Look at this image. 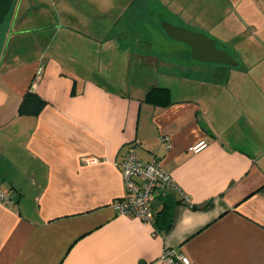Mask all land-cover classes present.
I'll return each instance as SVG.
<instances>
[{
  "label": "crops",
  "instance_id": "1",
  "mask_svg": "<svg viewBox=\"0 0 264 264\" xmlns=\"http://www.w3.org/2000/svg\"><path fill=\"white\" fill-rule=\"evenodd\" d=\"M47 1L54 20L11 36L20 49L32 37L33 57L13 54L0 74V182L17 204H0V264H162L167 248L190 264H264V0ZM161 11L238 65L126 31ZM157 40L185 59L160 56ZM29 90L47 102L39 115L18 112ZM129 150L174 180L153 204L171 205L166 230L114 209Z\"/></svg>",
  "mask_w": 264,
  "mask_h": 264
},
{
  "label": "built area",
  "instance_id": "2",
  "mask_svg": "<svg viewBox=\"0 0 264 264\" xmlns=\"http://www.w3.org/2000/svg\"><path fill=\"white\" fill-rule=\"evenodd\" d=\"M164 143L170 147V138L164 137ZM207 146L206 142H200L191 147L193 153H198ZM120 167L126 193L123 198L114 201V209L118 214L133 216L147 224H152L155 219L153 204L157 191L161 187L176 186L172 176L162 167L160 161L154 159L143 162L133 150H129ZM188 202V198L184 196ZM0 204L14 208L16 200L9 194L0 182ZM162 264H190V260L177 249L167 248L161 256Z\"/></svg>",
  "mask_w": 264,
  "mask_h": 264
},
{
  "label": "rangeland",
  "instance_id": "3",
  "mask_svg": "<svg viewBox=\"0 0 264 264\" xmlns=\"http://www.w3.org/2000/svg\"><path fill=\"white\" fill-rule=\"evenodd\" d=\"M15 5H14V9L10 15V17L6 20V23L3 24L2 27H0V74H3L4 73V70H5V65L2 67V64L5 61H8V59H10V56H12L13 54L15 53H18V56L20 57V61H28L29 59H31V57H33L34 55V51L33 50H30V43H32V41H29L32 39V37H30L28 40L25 38L24 41H21V42H24V48H18L17 46V41L16 39H11V36L15 33V32H18L19 29H21V26L22 25H26V24H29L27 26H31L33 23V25L31 26V32L30 30H27L29 31L30 33L28 34H33L31 36L34 37V34H37L39 32V30L41 28H37L39 27L40 23H43L42 22V19H41V16L40 15H46L47 17L51 18V20L55 18V9L51 7V3H49L47 0H33V3L32 4L35 8V10H33L34 8H31L29 10H26L25 11V8L23 7L21 10L22 11H19V12H16V7H17V2L18 0H15ZM110 1L107 3V4H103V7L104 8H107L108 5H109ZM111 5V4H110ZM139 5H144V4H139ZM24 6H25V0H24ZM38 6H42L41 10H38L36 9ZM24 11L29 14L30 16H27L24 18L23 22L20 23L21 20H16V18L21 15H23ZM54 17V18H53ZM170 20V21H174V22H177V23H181L178 22L177 19H174L170 16V13L169 12H163L161 11L159 15H157V13H155L153 15V17H151V19H148L145 21V27L141 24L136 23L135 25H131V28H128L126 31H133L136 27L137 28H141V29H137L136 31L138 32L136 34V38L138 39H141V38H144L146 39L147 41H155L156 38H164V40H167V36L165 35V31L163 30L162 28V23L164 21L167 22V20ZM178 26V25H177ZM181 26V25H179ZM33 27H36L34 29H32ZM102 27H99V29H101ZM146 30L148 32H143V30ZM193 31H196L198 32L197 30L193 29V28H189ZM24 31V30H22ZM159 35V36H158ZM158 36V37H157ZM128 38H130L129 35H127ZM133 37V36H132ZM131 37V38H132ZM158 41V40H157ZM26 43V45H25ZM181 46H184V45H181ZM154 50L156 51V53H160L163 58L167 57V58H171L172 56L174 58H177V57H181L182 59H185L182 55H180L179 52H172L171 49H167V43L165 44L164 42L162 41H158V43H155V46H154ZM171 53V54H168V53ZM190 57H191V54H190Z\"/></svg>",
  "mask_w": 264,
  "mask_h": 264
},
{
  "label": "water",
  "instance_id": "4",
  "mask_svg": "<svg viewBox=\"0 0 264 264\" xmlns=\"http://www.w3.org/2000/svg\"><path fill=\"white\" fill-rule=\"evenodd\" d=\"M15 0H0V26H2L14 9ZM163 30L167 35L178 42L187 44L196 61L237 66L238 62L226 51L217 45V42L207 34L193 31L183 26H177L164 21Z\"/></svg>",
  "mask_w": 264,
  "mask_h": 264
},
{
  "label": "trees",
  "instance_id": "5",
  "mask_svg": "<svg viewBox=\"0 0 264 264\" xmlns=\"http://www.w3.org/2000/svg\"><path fill=\"white\" fill-rule=\"evenodd\" d=\"M11 13H10V15H11ZM10 15L8 16V18L10 17ZM2 26H0V27H2ZM162 91L165 92L166 95L163 96L162 99L160 98V100H162L160 102H163V104H168L169 103V97L167 95L168 92L165 90H162ZM147 100L150 102L155 101V96L153 95L152 92H150L148 94ZM46 106H47V102L38 93L29 90L24 95V97H23V99L19 105L18 112L22 116L39 115L44 110V108ZM154 222H155V226H156L157 230H166V229L170 228V226L172 225V222H173V216H172L170 204L166 205L160 212L155 213Z\"/></svg>",
  "mask_w": 264,
  "mask_h": 264
}]
</instances>
